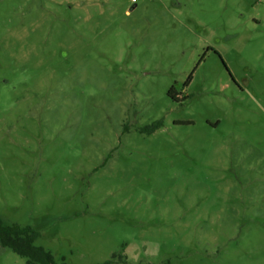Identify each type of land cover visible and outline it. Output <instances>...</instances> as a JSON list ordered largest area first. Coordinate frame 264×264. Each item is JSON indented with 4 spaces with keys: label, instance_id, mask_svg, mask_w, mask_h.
Returning <instances> with one entry per match:
<instances>
[{
    "label": "rangeland",
    "instance_id": "1",
    "mask_svg": "<svg viewBox=\"0 0 264 264\" xmlns=\"http://www.w3.org/2000/svg\"><path fill=\"white\" fill-rule=\"evenodd\" d=\"M0 217L66 264H264V0H0Z\"/></svg>",
    "mask_w": 264,
    "mask_h": 264
},
{
    "label": "trees",
    "instance_id": "2",
    "mask_svg": "<svg viewBox=\"0 0 264 264\" xmlns=\"http://www.w3.org/2000/svg\"><path fill=\"white\" fill-rule=\"evenodd\" d=\"M177 90L175 86L171 87L168 95L176 99ZM160 122L153 124L151 129L160 126ZM40 234L31 226H21L19 224L5 225L0 217V245L18 254L27 260V264H66L64 261L58 262L54 255L42 246H37L35 241ZM105 261L102 264H114L113 259Z\"/></svg>",
    "mask_w": 264,
    "mask_h": 264
},
{
    "label": "flooded vegetation",
    "instance_id": "3",
    "mask_svg": "<svg viewBox=\"0 0 264 264\" xmlns=\"http://www.w3.org/2000/svg\"><path fill=\"white\" fill-rule=\"evenodd\" d=\"M178 96V94L176 95V97Z\"/></svg>",
    "mask_w": 264,
    "mask_h": 264
}]
</instances>
